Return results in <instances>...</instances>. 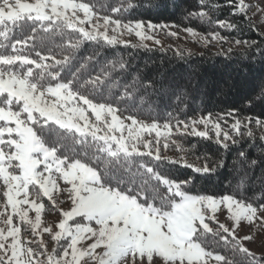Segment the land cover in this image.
Masks as SVG:
<instances>
[{
	"label": "snow or ice",
	"instance_id": "obj_1",
	"mask_svg": "<svg viewBox=\"0 0 264 264\" xmlns=\"http://www.w3.org/2000/svg\"><path fill=\"white\" fill-rule=\"evenodd\" d=\"M168 6V0H0V264H264V256L243 243L253 237L236 235L242 221L264 231V119L236 108L215 118L181 119L177 105V114L168 112L161 123L160 103H197L206 82L191 75L148 79L133 74L122 57L102 63L95 50L127 46L117 33H134L146 47L142 42L154 38L149 33L180 28L125 18ZM223 7L244 20H214L221 10L216 0H197L185 19L243 33L245 23L254 27L248 15L253 7L264 14L245 0H225ZM182 30L206 49L219 45L217 56L264 61V37L258 43L220 31ZM17 33L28 34L18 39ZM85 42L95 48L82 56ZM176 55L185 59L183 49ZM258 89L244 97L246 108L264 103V80ZM189 136L211 141L216 153L197 154L196 144L185 146ZM162 142L178 155H162ZM246 143L258 147L257 156ZM165 163L192 174L181 178L160 167ZM225 168L230 191L199 189L200 180ZM46 212L58 214V221L45 226ZM210 238L230 245V256L213 250Z\"/></svg>",
	"mask_w": 264,
	"mask_h": 264
},
{
	"label": "trees",
	"instance_id": "obj_2",
	"mask_svg": "<svg viewBox=\"0 0 264 264\" xmlns=\"http://www.w3.org/2000/svg\"><path fill=\"white\" fill-rule=\"evenodd\" d=\"M100 2L116 5L120 0H100ZM176 2L177 7L175 9L171 7V0H168L169 6L162 10L125 13V18L142 19L145 21L151 20L153 23L163 24L176 23L180 25L179 29L192 27L203 34H207L210 30L220 31L222 35L242 36L243 39L249 41L254 40L258 43H260L262 37H264V34L254 23L252 17L251 23L254 27H248L247 23H245L243 33L236 30L229 32L228 30L218 27L209 29L207 25L201 23L198 19H185L187 12L197 10V0H176ZM216 2L221 5V10L213 15L214 20H226L228 22L237 23L238 25L244 20L242 15H230L231 9L223 7L225 0H216ZM248 15L251 16L249 13ZM27 34L28 33H17L16 38L22 39L23 36ZM228 46L229 45H225L224 47L227 48ZM94 48V42H85L82 45L81 55H88ZM95 50L101 53L102 63L104 57L108 59L122 57L128 62L129 68L132 70L133 74H139L148 79H159L161 76L172 79L173 77L178 78L190 72L195 79L206 82L207 87L204 89V94L198 97L197 103L189 102L187 106H185L182 102L175 101V99L160 103L158 119L161 123L168 118V112H172L173 116L177 114V105L181 109V119L199 117L200 115H207L208 113H212L215 118L217 115L226 113L232 108L240 109L242 116L251 115L264 119V103L257 101L251 108H246L244 106V97L258 95V85L261 80H264V61H261L259 58L255 62L242 60L239 57H233L229 60L225 56H217L216 53L218 51L203 48L201 51H192L195 53V55L192 56H187V53H185V59H180L179 56L176 55L177 52L171 49L133 47V44H127V46L124 44L112 46L104 45L103 47L95 48ZM201 53H203V57H201ZM226 80L228 81L227 84L225 83ZM153 99L155 100L156 98L153 97ZM144 111H148L147 106H145ZM125 115H128V113H125ZM138 118L150 121L146 115H139ZM258 143L257 141V144ZM191 144H196L198 146L197 154L205 151L213 154L216 153L218 147L209 140L189 136L186 138L185 146H190ZM244 147L250 152L252 157L258 155V147H250L249 143H246ZM145 159L148 160L151 158L145 157ZM227 159L229 164H231V152ZM160 167L172 168L175 174L181 178L192 174L189 169L168 165L166 163L160 165ZM257 172H259V169H257ZM228 179L229 168H225L220 170L219 175H212L207 179L200 180L198 182V187L201 191L212 192L217 195L224 194L226 191H230L227 188ZM209 243L213 250L219 251L223 255L230 256L228 250L230 245H226L222 241L218 242V238L216 240L210 238Z\"/></svg>",
	"mask_w": 264,
	"mask_h": 264
},
{
	"label": "rangeland",
	"instance_id": "obj_3",
	"mask_svg": "<svg viewBox=\"0 0 264 264\" xmlns=\"http://www.w3.org/2000/svg\"><path fill=\"white\" fill-rule=\"evenodd\" d=\"M246 3H253V4H258L260 7L264 8V0H245ZM255 13V15H253ZM249 14L252 17V20L254 23L258 26L259 30L264 34V14L256 12L255 7L252 8L251 12ZM175 31L178 33L177 36L173 37L168 35V31ZM149 35L153 36V39H148L144 40L142 43L146 47H157V48H162V49H171L175 52L178 50L183 49L185 53H187L189 50L192 51H201L204 47V45L200 42L194 41L191 36H189L186 32H184L182 29L179 28H171V29H166L164 31L156 30L155 32L149 33ZM117 36L119 39L124 40L128 42L127 44H133L136 46H139L141 44V40L139 37H136L135 34H120L117 33ZM159 41V44H157L155 41ZM140 47V46H139ZM208 49L212 51H219L220 46L215 45L208 47ZM10 51V49H9ZM192 74L185 73L181 76H189ZM150 122V121H146ZM229 124L232 123L231 117L228 118L227 121ZM203 126H201L202 128ZM254 134L259 135L260 130L256 129L255 125H252ZM148 138V137H146ZM163 142L161 143V154L164 156L168 157H176L178 155L177 151L175 148H169L167 151H165L162 147ZM190 160H192V157H189ZM0 203H2V200H0ZM69 205L67 203L63 204L62 207L67 208ZM30 216L35 215L34 212L29 213ZM219 221L226 223L229 228L232 227V222L227 220V217L224 213H219L218 214ZM59 215L54 213V212H46L45 214L42 215V220L44 222V225L47 226L50 223H53L55 221H58ZM94 226V224H93ZM28 238H31V234L27 233L26 234ZM236 235L238 237H242L244 235H249L252 236L253 239L251 241H243L244 245L250 249V251L254 252L256 255H264V231L256 228V227H250L247 225L246 222H241ZM44 240L47 243L48 250L51 251L53 247V242L50 240V237L47 234H44ZM99 251H102V249H99Z\"/></svg>",
	"mask_w": 264,
	"mask_h": 264
}]
</instances>
